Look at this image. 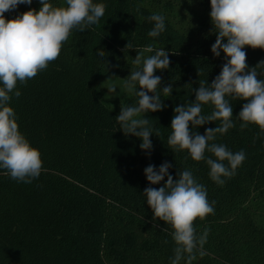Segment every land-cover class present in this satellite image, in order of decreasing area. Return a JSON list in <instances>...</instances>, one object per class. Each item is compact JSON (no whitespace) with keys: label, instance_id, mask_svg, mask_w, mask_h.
Masks as SVG:
<instances>
[{"label":"trees","instance_id":"1","mask_svg":"<svg viewBox=\"0 0 264 264\" xmlns=\"http://www.w3.org/2000/svg\"><path fill=\"white\" fill-rule=\"evenodd\" d=\"M194 1V21L178 25L172 17L179 4L168 2L166 13L145 0H93L106 6L99 22L83 32L73 30L46 70L26 84L17 82L21 95L13 94L9 106L19 131L39 150L43 171L29 184L0 169V264H170L171 225L153 219L143 194L167 180L150 185L144 169L164 162L172 165L174 179L178 170L191 169L209 202L215 201L214 214L194 221L197 233L207 229L208 236L205 254L193 264H264V133L253 124L240 129L236 116L245 101H230L236 126L214 141L247 157L223 185L211 180L205 161L185 160L187 150L172 152L167 143L174 108L194 102L200 82L211 84L226 63L223 52L219 57L211 52L216 34L210 0ZM50 3L66 6L65 0ZM40 7L32 0L4 15L13 19ZM154 13L162 14L166 25L156 38L147 35L153 24L146 18ZM128 43L134 48L127 49ZM148 45L169 53V68L154 75L162 78L161 90L169 84L173 89L170 97L161 96L163 110L144 114L159 131L150 137V155L139 138L120 130L119 113L97 88L108 72L128 77L138 67L133 64L138 52L145 58L154 54L144 51ZM99 50L107 55L100 57ZM243 50L250 68L264 60V49ZM257 72L264 79V68ZM136 100L129 93L125 105ZM212 111L210 104L202 107L204 115ZM218 125L210 122L193 131L203 135Z\"/></svg>","mask_w":264,"mask_h":264},{"label":"clouds","instance_id":"2","mask_svg":"<svg viewBox=\"0 0 264 264\" xmlns=\"http://www.w3.org/2000/svg\"><path fill=\"white\" fill-rule=\"evenodd\" d=\"M39 3L38 10L30 9L6 19V12L21 4L31 5L32 0H0V84L3 85L0 87V169L13 180L29 184L40 176L43 162L39 150L19 131L16 113L9 106L13 94L17 98L21 95L16 90L17 82L26 84L38 72L46 70L49 63L59 57L72 31L83 32L97 24L106 9L105 4L93 0H65L66 6H53L50 0H39ZM210 6L209 15L216 34L211 52L215 57L223 52L226 63L211 84L200 82L199 88L194 90V102L174 108L172 133L167 143L172 152L187 150L185 160L190 156L193 161H205L211 180L223 185L247 158L243 150L234 153L226 145L214 142L218 134L222 136L236 126L230 101H245L236 116L241 121V130L253 124L264 133V79H259L257 72L258 68H264V60L250 68L243 50L246 46L264 49V0H210ZM139 11L137 8L136 12ZM146 19L153 24L147 33L149 37H159L166 30L162 14L154 13ZM126 48L134 47L128 43ZM144 51L154 54L145 58L138 52L133 60L138 67L131 70L123 84L137 100L121 106L116 121L124 135L139 138L140 148L150 155L153 147L150 137L153 131L159 136V131L144 114L163 110L166 105L161 96L170 97L173 89L169 84L161 90L162 78L154 75L157 70L169 68V53L152 45ZM97 54L107 55L104 50ZM116 88L115 85L108 87V93H116ZM208 104L213 106V111L204 115L202 107ZM216 121L219 125L207 128L203 135L193 131L197 126ZM171 167L168 162L158 169L154 165L147 166L144 174L150 185L160 184L165 177L167 180L162 187L145 188L143 194L153 211V219L171 225L170 235L175 247L170 264H181V261L193 264L197 255L205 254L203 248L208 236L207 229L197 233L194 221L214 214L215 201L209 202L206 187L197 181L191 169L178 170V178L174 179L169 174Z\"/></svg>","mask_w":264,"mask_h":264},{"label":"rangeland","instance_id":"3","mask_svg":"<svg viewBox=\"0 0 264 264\" xmlns=\"http://www.w3.org/2000/svg\"><path fill=\"white\" fill-rule=\"evenodd\" d=\"M189 5L184 6L179 4L178 0H145L146 4L151 8L156 10H164L166 13L168 10L165 9V6L168 2L170 5H176L175 14L172 17L178 25L188 24V22L194 21L193 11L197 8L194 0H187ZM192 9V10H191ZM172 15V14H171ZM191 16V17H190ZM124 80L122 77L115 75L113 73H106L98 83V91L105 98V100L119 113L121 106H125V101L130 92L124 89L123 84ZM115 85L116 93H108V87Z\"/></svg>","mask_w":264,"mask_h":264}]
</instances>
